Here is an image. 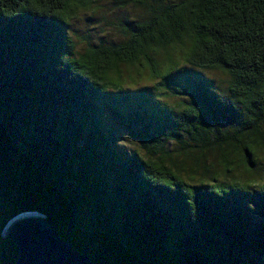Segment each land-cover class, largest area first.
<instances>
[{
    "label": "trees",
    "instance_id": "trees-1",
    "mask_svg": "<svg viewBox=\"0 0 264 264\" xmlns=\"http://www.w3.org/2000/svg\"><path fill=\"white\" fill-rule=\"evenodd\" d=\"M101 1L139 12L117 21L116 41L77 51L75 17ZM49 5L0 0V264L17 258L1 231L24 211L97 264H264V179L228 168L243 160L255 172L251 157L264 150V0ZM174 47L182 63L223 76L219 85L177 69ZM120 66L169 87L158 102L178 99L168 115L114 103L128 98ZM107 111L141 151H122ZM192 151L196 161L217 154L219 180L183 174Z\"/></svg>",
    "mask_w": 264,
    "mask_h": 264
},
{
    "label": "rangeland",
    "instance_id": "rangeland-1",
    "mask_svg": "<svg viewBox=\"0 0 264 264\" xmlns=\"http://www.w3.org/2000/svg\"><path fill=\"white\" fill-rule=\"evenodd\" d=\"M135 11L137 12L138 10L129 6L118 8L106 1H101L98 5L88 10H79L70 32L73 41L76 43V50L82 51L88 44L98 43L99 41H116L119 38V32L116 26L117 21L120 19L122 20L125 15H131ZM182 50V47H174L173 50L169 52L174 60L180 62H177V69H184L186 76L189 78H201L219 85V80L223 78L219 73L199 71L192 66L182 63L180 60ZM120 75L122 81L121 85L124 90L127 91L126 95L128 98L125 99L123 96L115 94L113 97L114 103H120L121 106L131 103L141 111L142 108H147L150 114L166 116L168 115L167 111L170 105L178 101L176 98L167 97V100L162 98L166 106L159 105L158 102L161 100L159 94L163 95V92H168L169 87L165 89L160 88L159 91L155 90L154 84L159 79L149 78L147 76V71L140 67L120 66ZM178 78V73L173 71L172 79L177 80ZM137 95H139V97ZM225 100L229 101L231 98L228 97ZM231 101L234 102L233 100ZM111 105H113L112 102ZM234 105L237 107L235 103ZM107 115L109 116L108 123L113 128L117 138L116 141L122 151L130 152L132 149L141 151V149L138 148L139 141L137 138L132 135L124 125L119 124L110 111H107ZM197 155V152L192 151L185 159L184 167L186 168V172H183V174L187 178H192L193 181L201 180L203 182H211L213 178L219 180V172L223 168V164L219 161L217 154L214 151H209L202 159L196 161ZM178 159H180V156ZM251 160L254 162L253 167L257 173H246L244 161L235 160L234 166L228 167L231 170L229 175L241 181L247 180L249 184L256 185L260 183L262 179H264V150L259 149L255 156L251 157ZM194 164H196V167ZM203 168L207 171H204ZM252 181L256 183H250Z\"/></svg>",
    "mask_w": 264,
    "mask_h": 264
},
{
    "label": "water",
    "instance_id": "water-1",
    "mask_svg": "<svg viewBox=\"0 0 264 264\" xmlns=\"http://www.w3.org/2000/svg\"><path fill=\"white\" fill-rule=\"evenodd\" d=\"M1 237L10 240L17 250L13 264H97L62 240L57 230L47 224L45 216L35 211L12 216Z\"/></svg>",
    "mask_w": 264,
    "mask_h": 264
},
{
    "label": "snow or ice",
    "instance_id": "snow-or-ice-1",
    "mask_svg": "<svg viewBox=\"0 0 264 264\" xmlns=\"http://www.w3.org/2000/svg\"><path fill=\"white\" fill-rule=\"evenodd\" d=\"M31 6L40 12H48L49 11V0H30ZM55 14V13H53ZM250 183H256L255 181H252Z\"/></svg>",
    "mask_w": 264,
    "mask_h": 264
}]
</instances>
